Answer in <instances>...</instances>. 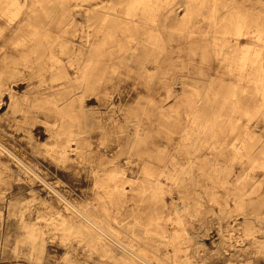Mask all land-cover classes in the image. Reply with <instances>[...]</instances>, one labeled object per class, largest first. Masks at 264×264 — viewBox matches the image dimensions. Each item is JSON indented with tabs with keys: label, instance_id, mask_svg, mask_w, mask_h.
Segmentation results:
<instances>
[{
	"label": "rangeland",
	"instance_id": "1",
	"mask_svg": "<svg viewBox=\"0 0 264 264\" xmlns=\"http://www.w3.org/2000/svg\"><path fill=\"white\" fill-rule=\"evenodd\" d=\"M125 13L121 0H0V264H111L84 242L49 235L51 223L66 218L113 245L107 198L113 173L120 168L130 181L139 175L135 161L158 157L174 174L159 178L166 207L191 198L187 212L178 214L186 230L182 255L208 264H264V224H255V247L232 200L257 178L264 192V88L249 63L231 75L223 61L234 44L240 56L258 49L264 74V0H215L213 10L197 14L194 31L161 14L158 47L145 33L148 21L135 17L138 28L124 31L117 15ZM38 27L46 37L35 36ZM105 33L128 49L117 54L112 48L86 89L76 74L80 38L100 41ZM231 83L234 96L226 91ZM69 133L76 141L61 157L57 150ZM199 140L205 147L195 153L190 145ZM231 141L256 149V164L235 158L226 146ZM160 204L143 198L142 225L152 228ZM173 228L167 230L173 234ZM172 249L155 255L146 240L145 261L137 264H183Z\"/></svg>",
	"mask_w": 264,
	"mask_h": 264
},
{
	"label": "bare ground",
	"instance_id": "2",
	"mask_svg": "<svg viewBox=\"0 0 264 264\" xmlns=\"http://www.w3.org/2000/svg\"><path fill=\"white\" fill-rule=\"evenodd\" d=\"M121 1L125 3L126 13L125 17H122L120 15H117V17L125 20L126 23H124V31L130 32L135 28H138L135 25V17L143 19L144 21H148L151 24V28L145 33H147L152 46L158 47L163 45V38L161 30L158 28L159 22L157 16L162 14L166 19L170 16H174L175 21H177L182 28L186 29V27H189L190 29H192V31H194V25L197 22L195 17L197 16V14H199L206 8L213 10L215 0ZM96 10H98L97 5H95L89 12ZM180 11H182L183 14L179 17L178 13ZM140 29L142 30V33H144L143 28L140 27ZM177 30H179V28H177ZM192 31L190 33H192ZM43 32H45V35L43 34ZM95 32L97 34L100 31L96 30ZM35 33V36L37 38L46 37V29H44V27H38ZM73 34V36H75V32ZM80 40L83 41V44L81 45V48H84L82 52L83 59L77 66L76 74L77 78L80 80L84 88L92 89V81L100 72L101 65L103 63L102 61L108 55H110L111 49L113 48V53L118 54L121 52H125L128 49V46L122 43V41L119 40L115 35H113L112 37L107 33L103 34V37L100 41L94 40L93 37H91V41L90 38L87 37H85L84 39L83 37H81ZM213 42L215 43L216 40L214 39ZM138 43H140V41H138ZM74 52L75 50H73V53ZM238 52L239 46L238 44H234L230 54H226L223 56V61L228 73L233 75L239 69H243L244 67H246L245 64L249 63L257 69V72L260 74V80L258 81L260 84L259 87L264 88V74L261 69L260 51L258 49L249 47L247 48L246 52L242 53L241 56ZM201 61L205 63L207 62L206 54L201 55ZM237 61H241L242 64L237 65ZM226 91L228 95L234 96V83H231L226 88ZM195 103H201V100L197 99L195 100ZM163 116L166 117L168 115L164 114ZM74 136L75 134L69 133L65 140L66 145L61 146L57 150V153L61 155V157H63L65 154V148L69 147V145L72 144L73 141H76V139H74ZM203 141L204 140L195 141L190 145L195 153H198L199 151L204 149L205 146ZM226 146L227 150L235 155V158L239 159L240 161L245 158L252 165L256 164V149H252V147L246 146L243 142L241 146H239L237 143H235V141L227 143ZM206 156V154H202L201 158ZM162 160L163 158L158 157V159H155L152 162L140 160L135 161L134 166H136L139 170V175L136 178H132L130 181H127V178L124 176V171H122L120 168L117 169L115 173H113V194H109L107 197L108 200L113 203L115 222V227L113 228V245L107 244V242L104 241V238L100 234L93 232L89 227L69 222L66 218H60L53 221L51 223V230L49 235L59 233L62 241L68 242L73 239H77L79 242H84L85 246L89 250H96L103 257L109 259L111 261V264H137V262L139 261H145V258H143L141 254L142 252H144L142 250V246L146 240H150V245L155 255H160L164 248L170 246L173 248L172 251L175 260H181L184 257L182 259L183 264H208L205 263L203 257L195 259L194 257H186L182 255V253L186 254L187 249V245L184 246V244L186 243V238L181 237L184 233H186V230L182 224L181 216L178 214H185L187 212L190 207L189 201L191 200V198L182 197L180 199V203L175 205L173 208L166 207L165 203H163V194H165V190L161 187L159 178H170L174 174L170 171H165L164 164L158 165L162 163ZM133 162L134 161L132 160L128 161L129 164H132ZM154 164H157L156 167L161 170H154ZM186 164L190 168H193L192 160L188 159L186 161ZM261 167L264 168V164H262ZM73 176L72 178L77 177L76 175L75 177ZM260 181L261 180L257 178L255 182H253L249 186V188L242 194H234L232 196V200L236 205V209L241 211L240 214L243 217L242 224H244L245 222H248L250 224V227L246 228L245 232L247 236H250L249 239L252 240V244L255 247L259 244V238L255 234L257 232L255 230V224H264V192L262 193L259 191ZM80 192L81 191H79L78 193ZM128 192L131 196L129 199ZM168 194L172 195L171 192H168ZM147 195L150 196L156 203H161L159 208L155 212L153 211L154 213L151 218V222H153L152 228H149L146 225H142L141 223L144 211L142 200ZM136 198L139 200V203H136L133 207L127 209V203ZM172 215H177V217L173 218ZM127 217L132 218L133 223L131 225L125 222V219ZM169 226L171 228L174 227L173 234L167 230V227ZM205 254L206 253H204L203 255Z\"/></svg>",
	"mask_w": 264,
	"mask_h": 264
}]
</instances>
